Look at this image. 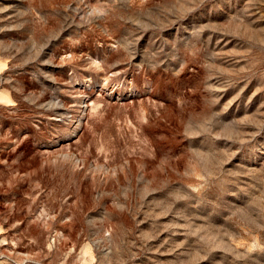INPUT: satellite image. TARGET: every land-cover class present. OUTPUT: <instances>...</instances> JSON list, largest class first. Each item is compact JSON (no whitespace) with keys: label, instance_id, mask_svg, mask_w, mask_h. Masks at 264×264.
Returning <instances> with one entry per match:
<instances>
[{"label":"rangeland","instance_id":"374dc122","mask_svg":"<svg viewBox=\"0 0 264 264\" xmlns=\"http://www.w3.org/2000/svg\"><path fill=\"white\" fill-rule=\"evenodd\" d=\"M0 264H264V0H0Z\"/></svg>","mask_w":264,"mask_h":264}]
</instances>
